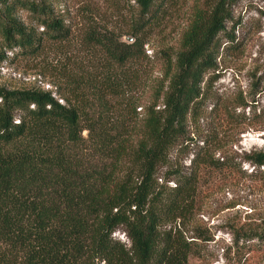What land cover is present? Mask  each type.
Here are the masks:
<instances>
[{"label": "trees", "instance_id": "16d2710c", "mask_svg": "<svg viewBox=\"0 0 264 264\" xmlns=\"http://www.w3.org/2000/svg\"><path fill=\"white\" fill-rule=\"evenodd\" d=\"M237 1L198 0L179 51L168 62L169 75L138 130L131 113L145 57L143 37L165 14L163 0H133L131 44L92 35L111 64L108 72L67 75L64 92L58 84L53 93L0 89V264H187L196 242L181 224L194 209L198 171L247 164L251 175L264 177V152H249L234 164L228 157L214 159L213 143L206 140L188 172L168 162L169 151L207 108L220 121H239L237 128L246 121L244 113H235L248 107L243 100L229 109L210 95L222 46L236 45L231 8ZM19 11L36 28L24 26ZM67 37L45 4L0 0V67L36 58L45 40L55 44ZM118 230L126 242L113 238Z\"/></svg>", "mask_w": 264, "mask_h": 264}, {"label": "rangeland", "instance_id": "374dc122", "mask_svg": "<svg viewBox=\"0 0 264 264\" xmlns=\"http://www.w3.org/2000/svg\"><path fill=\"white\" fill-rule=\"evenodd\" d=\"M36 1L45 4L63 22L68 37L55 44L45 40L36 58L6 62L0 67V89H40L53 93V84H58L60 92H64L65 76L77 72H108L111 66L93 44L92 35L111 36L126 44L133 42L128 36L137 16L133 0ZM163 1L165 14L143 37L147 44L141 64L142 75L139 88L136 87L132 95L135 130H138V121L145 116V109L156 102L163 79L171 70L168 62L170 58L174 61L181 37L198 5V0ZM231 13L236 26V45L226 47L227 50L225 44L222 46L212 79L217 78L211 85L210 95L219 98L229 109L243 100L248 107L243 111L237 109L235 113H244L246 121L237 128L239 121H220L208 116L207 108L196 128L189 126L180 145L169 151V165L185 172L204 140L213 143L209 153L214 159L224 156L234 164L249 152H264V0H238ZM16 16L24 26L36 28L27 12L19 11ZM230 27L231 24L227 30ZM37 31L41 29L38 27ZM252 170L247 164H241L239 170L201 168L198 171L194 209L181 224L185 236L196 242L187 264H264V177L251 175ZM163 172L161 169L158 175ZM169 228L170 225L163 226L161 234ZM245 235L255 238L237 240ZM195 236L201 239H193ZM113 238L126 242L121 230L116 231Z\"/></svg>", "mask_w": 264, "mask_h": 264}, {"label": "water", "instance_id": "95a60500", "mask_svg": "<svg viewBox=\"0 0 264 264\" xmlns=\"http://www.w3.org/2000/svg\"><path fill=\"white\" fill-rule=\"evenodd\" d=\"M129 41H131V40H129Z\"/></svg>", "mask_w": 264, "mask_h": 264}]
</instances>
